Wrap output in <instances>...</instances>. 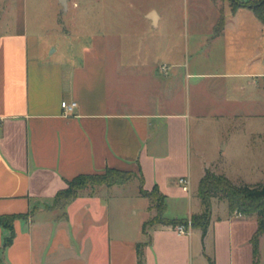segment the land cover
I'll return each instance as SVG.
<instances>
[{
  "label": "crops",
  "instance_id": "1",
  "mask_svg": "<svg viewBox=\"0 0 264 264\" xmlns=\"http://www.w3.org/2000/svg\"><path fill=\"white\" fill-rule=\"evenodd\" d=\"M180 2L85 0L77 6L80 30L63 34L74 38L72 48L56 58L58 48L39 51L40 3L34 17L27 0H0V216L35 211L14 222L4 264H138L137 245L149 239L144 264H254L257 217L231 216L218 199L205 238L199 229L179 234L164 225L144 235V222L156 215L149 205L137 236L127 223L110 227L104 186L83 190L65 210L52 208L67 181L107 168L136 173L147 191L157 186L166 197V218L188 221L203 211L198 186L206 169L235 184L264 181V24L249 8L209 1L215 14L207 20L208 35L193 34L183 44L172 10ZM63 11H70L69 0ZM203 46L207 60L199 61ZM62 102L76 107L66 113ZM206 116L246 126L224 139L221 171L205 164L193 188L190 128ZM251 121L260 129L250 128ZM237 134L235 146L230 139ZM238 164L256 170L253 180L236 171ZM5 236L0 227V249ZM259 252L264 264V234Z\"/></svg>",
  "mask_w": 264,
  "mask_h": 264
},
{
  "label": "rangeland",
  "instance_id": "2",
  "mask_svg": "<svg viewBox=\"0 0 264 264\" xmlns=\"http://www.w3.org/2000/svg\"><path fill=\"white\" fill-rule=\"evenodd\" d=\"M30 10V15L36 16V11L34 10L35 4L40 3V11L42 24H39L40 28V39H39V51L42 55H47L51 50L58 48L55 57H60L65 54V51L72 48L70 47V42L72 43L74 38H68L64 33H75L80 30V18L79 11L77 9L78 5H81L85 0H69L70 11L64 12L62 6L58 4L59 0H27ZM212 1L218 7L226 9L227 6L232 9L239 8L238 4L232 0H181L177 4L175 9L176 15L179 18L180 31L182 33L183 44L188 42L191 43V36L193 34H198L202 36L208 35L209 24L207 20L215 14V9L211 6ZM258 2H264V0H258ZM56 9L54 12L55 16L50 15V7ZM48 8V9H47ZM47 11V12H46ZM197 16L200 23L195 24L192 21V17ZM31 17V16H30ZM48 18V19H47ZM205 38V37H204ZM203 38V39H204ZM68 39V40H66ZM207 46H203L200 49V55L197 57L200 60L206 61L207 57ZM203 64V63H202ZM201 66V64H200ZM205 96V95H204ZM206 97V96H205ZM207 107V105H206ZM206 107L203 110L207 111ZM243 120L235 118H220L218 120H212L209 116L197 121L196 126L194 122L190 128L191 135V180L193 188L199 181L202 175L203 168L205 164H213L212 169L215 171H221L219 163L222 161V146L224 145V139L229 141V133L234 130H242L245 128ZM252 124V126H251ZM253 124H255L253 126ZM241 126V127H240ZM248 126L252 129H260V124L258 121H251ZM240 127V128H239ZM237 128V129H235ZM261 128H264V122H261ZM230 143L236 144L238 146L241 144L239 134L235 137H231ZM252 143L258 147L262 145L261 139L256 137L253 139ZM264 144V143H263ZM236 171L242 174L243 178L247 181L253 180L256 176V170L251 169L250 166L238 164ZM98 187L89 188L97 190ZM102 193L105 194L102 197V201L107 204V211L105 216V221L110 223V227L114 228L117 224L120 226L122 223H127V225L132 229L134 235H138V227L142 220H145L149 215L147 214L146 207L149 205L150 212H155L154 206L151 204L150 200L144 198L140 195L139 190V180L137 178L129 181L125 186L109 190V188L102 187ZM113 194V195H112ZM48 208V207H46ZM35 211L32 210L28 216L32 215ZM167 216H171L167 214ZM191 220V219H190ZM137 230V231H136ZM137 233V234H136Z\"/></svg>",
  "mask_w": 264,
  "mask_h": 264
},
{
  "label": "trees",
  "instance_id": "3",
  "mask_svg": "<svg viewBox=\"0 0 264 264\" xmlns=\"http://www.w3.org/2000/svg\"><path fill=\"white\" fill-rule=\"evenodd\" d=\"M239 7L249 8L264 24V2L258 0L242 3L237 0H232ZM235 10V9H233ZM224 26V18L219 19L215 34L221 33ZM134 178H138L142 197L150 200L156 210V215L149 221L144 222L142 232L148 236L147 228L154 225L173 226L187 225V219H168L166 218V197L163 195L157 186L151 191L144 188V180L138 177L132 171H124L116 168H107L103 173L99 174H80L73 179L67 181V188L59 191L53 201L52 208L65 210L74 200H76L80 192L89 188L95 187H113L125 185ZM198 197L201 200L203 211L200 214L191 217V227L199 229L202 232V238H205L212 217V200L218 199L225 201L228 204L229 214L231 216H256L258 228L252 237L254 264L259 262V240L264 234V181L256 184H235L222 174H216L211 169H206L204 176L201 178L198 186ZM151 206H149L150 209ZM26 215L5 214L0 216V227H2L6 236L3 246L0 249V264H4L2 254L12 245L15 232L14 222L19 219L27 220ZM150 243L142 242L137 245L138 264H144V248Z\"/></svg>",
  "mask_w": 264,
  "mask_h": 264
},
{
  "label": "built area",
  "instance_id": "4",
  "mask_svg": "<svg viewBox=\"0 0 264 264\" xmlns=\"http://www.w3.org/2000/svg\"><path fill=\"white\" fill-rule=\"evenodd\" d=\"M169 67L167 66H162L160 67V70L163 72V73H166L168 71ZM62 108L65 110L66 113H69V112H72L75 107H76V103L72 102V103H66V102H62L61 104ZM181 183H187V180L185 179H181L180 180ZM191 228V221H188V224L187 225H177L176 226V231L179 233V234H187L188 233V229Z\"/></svg>",
  "mask_w": 264,
  "mask_h": 264
},
{
  "label": "water",
  "instance_id": "5",
  "mask_svg": "<svg viewBox=\"0 0 264 264\" xmlns=\"http://www.w3.org/2000/svg\"><path fill=\"white\" fill-rule=\"evenodd\" d=\"M59 3H60V5L62 6V8L64 10L67 9V7H68V0H59Z\"/></svg>",
  "mask_w": 264,
  "mask_h": 264
}]
</instances>
